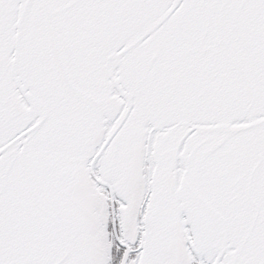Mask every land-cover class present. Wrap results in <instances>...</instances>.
<instances>
[{
    "label": "snow or ice",
    "instance_id": "1",
    "mask_svg": "<svg viewBox=\"0 0 264 264\" xmlns=\"http://www.w3.org/2000/svg\"><path fill=\"white\" fill-rule=\"evenodd\" d=\"M0 264H264V0H0Z\"/></svg>",
    "mask_w": 264,
    "mask_h": 264
}]
</instances>
